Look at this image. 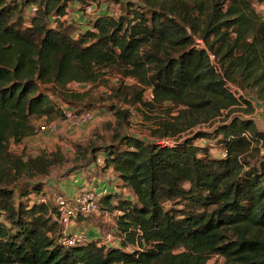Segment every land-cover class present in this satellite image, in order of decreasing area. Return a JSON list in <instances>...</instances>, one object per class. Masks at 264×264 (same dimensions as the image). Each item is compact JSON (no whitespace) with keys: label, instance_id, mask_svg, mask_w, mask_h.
Segmentation results:
<instances>
[{"label":"trees","instance_id":"obj_1","mask_svg":"<svg viewBox=\"0 0 264 264\" xmlns=\"http://www.w3.org/2000/svg\"><path fill=\"white\" fill-rule=\"evenodd\" d=\"M92 2L0 0V264H210L215 255L224 264H264V130L233 114L254 108L227 85L257 89L264 101V16L256 5L264 0H127L116 15L85 25L68 19L70 5L82 12ZM104 68L139 82L120 83L115 95L130 94L134 105L169 101L179 119L160 123L152 139L117 131L93 148L132 197L101 196L119 244L92 237L70 245L56 207L31 202L44 186L17 183L48 175L62 152L23 158L9 144L33 135L35 118L64 117L59 102L83 97L68 85L93 81ZM201 123L211 129L167 139Z\"/></svg>","mask_w":264,"mask_h":264},{"label":"rangeland","instance_id":"obj_2","mask_svg":"<svg viewBox=\"0 0 264 264\" xmlns=\"http://www.w3.org/2000/svg\"><path fill=\"white\" fill-rule=\"evenodd\" d=\"M95 3L106 4L111 11L120 12V3L127 0H92ZM259 13L264 16V3L256 4ZM78 5L74 7L78 10ZM69 8V12H70ZM84 17L82 25L90 19V15L82 12ZM69 20H75L72 11L67 14ZM127 86L139 84L133 77H125L117 70L108 68L99 69L97 78L93 81L80 82L79 86L74 87L72 83L68 88L72 92L83 95L80 99H75L73 102H65L61 105L71 109L74 112L90 110L94 117L87 123L74 124L71 123L65 116L48 120L47 118H35V133L26 137L21 143L10 141L9 151L15 155H20L23 158L34 157L42 153L51 154L56 151H61L63 154L62 163L52 167L48 175H28L21 176L17 183L20 185H32L39 182L44 186L43 193L47 197H52L56 193H61L62 190L71 196L76 186L82 181H87L91 185H96L95 182L106 183L110 189L121 192L124 196L132 197L129 189L121 187L120 180L117 178L111 168L104 167V153L101 151L94 152V147L103 146L112 140L117 131L130 133L152 139L151 131L160 129V123L166 122L169 125L178 122L179 112L175 108V104L169 101L161 104V106H144L143 104H132L131 95L120 93L115 95V90L119 84ZM229 87L238 96H241L252 104L253 111H247V105L237 106L233 114H243L253 117L257 127L264 130V101L258 96L257 89L239 88L233 83H227ZM151 91L147 90L146 99L151 100ZM116 107L118 109L128 110V117L123 120L115 114ZM228 110H222V117H225ZM221 117V118H222ZM220 118V120H221ZM219 120V119H218ZM46 121L47 130L41 131L39 125ZM199 129L210 130L209 123H201L195 127L185 130L176 136L167 137L173 138L187 137L194 134ZM206 140L200 139L197 142L204 143ZM212 142V141H211ZM212 152L221 153L222 150L218 147H212ZM264 153V147L262 150ZM19 185V187H20ZM88 186V187H89ZM120 188V189H119ZM114 191V192H115ZM50 204V203H49ZM84 221V222H82ZM81 231L85 232L89 238L101 239L106 244H119V240L115 235V220L112 214L107 210L100 209L98 212L91 214L79 222ZM64 229V227H62ZM69 231L71 230L68 229ZM93 230L97 233L88 234V231ZM210 264H224L225 259L222 256L215 255L210 261Z\"/></svg>","mask_w":264,"mask_h":264},{"label":"built area","instance_id":"obj_3","mask_svg":"<svg viewBox=\"0 0 264 264\" xmlns=\"http://www.w3.org/2000/svg\"><path fill=\"white\" fill-rule=\"evenodd\" d=\"M82 12L90 15V19L106 12L113 15L117 14L115 11H111L106 4H97L95 2L87 4ZM212 59L215 63L213 56ZM72 84L76 87L80 85V82L74 81ZM151 96L153 95L151 94ZM61 108L65 117L74 124L87 123L94 117V114L90 110L74 112L63 105H61ZM39 129L41 131L47 130L46 121L39 125ZM108 191V188H104L99 192L96 189L82 187L71 196L63 193H56L52 197L39 194L37 196H32L31 202L35 200L39 203H52L56 207L58 221L61 226L64 227L63 242L72 245L76 243H85L87 239H89L87 234L81 231L78 224L83 218L100 210L101 196ZM70 228L71 230L69 231L68 229Z\"/></svg>","mask_w":264,"mask_h":264},{"label":"crops","instance_id":"obj_4","mask_svg":"<svg viewBox=\"0 0 264 264\" xmlns=\"http://www.w3.org/2000/svg\"><path fill=\"white\" fill-rule=\"evenodd\" d=\"M75 6H76V5H70L69 8H70V10L72 11V14L74 15V18L77 19V20H81V21L83 22L84 17L82 16V14H81L80 11L74 9ZM71 11H70V12H71ZM70 12H69V14H70ZM95 184H96V185H94V186H93V185H92V186H89V185H91V184H90L89 182L83 180L82 183H81L80 185L76 186V188L74 189V192L77 191L79 188H82V187L90 188V189H96V190L99 191V192H101V190L104 189V188H108L109 191H111V192H114V191H115V189H113V190L110 189L106 183L100 182V183L97 184V182H95ZM88 186H89V187H88ZM74 192H73V193H74ZM61 193L66 194L63 190H62ZM73 193H72V194H73ZM94 233H97V232H96V231H93V230L88 231V234H89V235L94 234ZM115 244H116V243H115Z\"/></svg>","mask_w":264,"mask_h":264}]
</instances>
